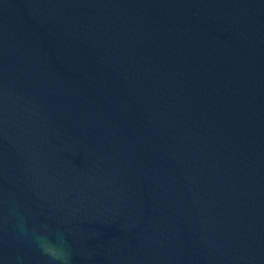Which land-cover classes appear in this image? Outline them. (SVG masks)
I'll return each mask as SVG.
<instances>
[{
    "label": "water",
    "instance_id": "1",
    "mask_svg": "<svg viewBox=\"0 0 264 264\" xmlns=\"http://www.w3.org/2000/svg\"><path fill=\"white\" fill-rule=\"evenodd\" d=\"M264 264V0H0V264Z\"/></svg>",
    "mask_w": 264,
    "mask_h": 264
},
{
    "label": "clouds",
    "instance_id": "2",
    "mask_svg": "<svg viewBox=\"0 0 264 264\" xmlns=\"http://www.w3.org/2000/svg\"><path fill=\"white\" fill-rule=\"evenodd\" d=\"M43 231L33 229L29 231L27 221L19 216L16 229L22 237H27L35 242L41 254L48 258L49 264H70V253L67 249V241L62 233H52L46 226Z\"/></svg>",
    "mask_w": 264,
    "mask_h": 264
}]
</instances>
